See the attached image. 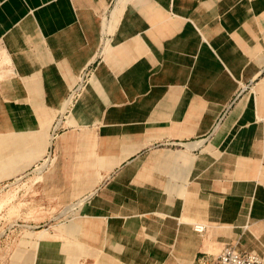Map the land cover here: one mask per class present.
I'll return each mask as SVG.
<instances>
[{"label":"crops","instance_id":"obj_1","mask_svg":"<svg viewBox=\"0 0 264 264\" xmlns=\"http://www.w3.org/2000/svg\"><path fill=\"white\" fill-rule=\"evenodd\" d=\"M0 35L46 147L96 156L80 214L108 263L188 264L225 244L264 262V80L210 137L194 130L204 110H176L258 79L264 0H0Z\"/></svg>","mask_w":264,"mask_h":264},{"label":"rangeland","instance_id":"obj_2","mask_svg":"<svg viewBox=\"0 0 264 264\" xmlns=\"http://www.w3.org/2000/svg\"><path fill=\"white\" fill-rule=\"evenodd\" d=\"M259 69L258 79L239 87L222 107L209 102L201 108L194 102L178 104L176 110H204V119L195 117L194 130L210 123V137L239 99L251 98L257 88L263 93L264 55ZM10 77L18 78L0 35V264H175L155 262L148 255H140L141 262H107L106 248L91 240L89 220L80 214L97 184L96 156L92 166H85L90 151L46 147L51 135L42 104L23 101L25 88L8 86ZM199 91L196 87L195 95ZM202 255L188 264H197Z\"/></svg>","mask_w":264,"mask_h":264},{"label":"built area","instance_id":"obj_3","mask_svg":"<svg viewBox=\"0 0 264 264\" xmlns=\"http://www.w3.org/2000/svg\"><path fill=\"white\" fill-rule=\"evenodd\" d=\"M197 262V264H264L260 254L250 250H239L233 244H225L216 256L202 255Z\"/></svg>","mask_w":264,"mask_h":264}]
</instances>
